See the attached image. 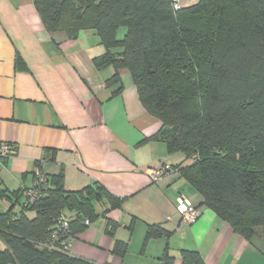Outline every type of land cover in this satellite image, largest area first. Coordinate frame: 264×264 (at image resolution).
Returning <instances> with one entry per match:
<instances>
[{
	"label": "trees",
	"instance_id": "1",
	"mask_svg": "<svg viewBox=\"0 0 264 264\" xmlns=\"http://www.w3.org/2000/svg\"><path fill=\"white\" fill-rule=\"evenodd\" d=\"M34 2L49 33L74 40L96 31L105 53L93 60L95 68L113 69L106 81L113 95L122 92L121 73H129L142 106L161 123L152 140L184 156L174 168L200 194V206L246 240L257 232L264 237V0L180 1V9L172 0ZM36 167L43 170L41 162ZM46 176L47 189L33 204L24 196L30 187L8 197L0 190V201L11 203L0 211V264H96L50 248L57 223L63 215L70 219L71 243L101 216L97 203L113 210L121 201L101 186L68 191L63 173ZM116 228L108 220L107 235L114 237ZM170 236L149 225L146 242ZM127 250L117 240L112 253L123 258ZM174 260L167 248L161 264ZM181 261L207 264L196 250H182Z\"/></svg>",
	"mask_w": 264,
	"mask_h": 264
},
{
	"label": "crops",
	"instance_id": "2",
	"mask_svg": "<svg viewBox=\"0 0 264 264\" xmlns=\"http://www.w3.org/2000/svg\"><path fill=\"white\" fill-rule=\"evenodd\" d=\"M34 1L0 0V142L17 147L0 163V190L8 197L31 187L41 162L45 174H64L68 191L101 186L119 199L113 210L97 203L99 220L71 241V255L96 264H161L167 248L174 264L182 263V250L198 251L207 264H264L259 232L246 240L205 207L195 224L180 222V194L203 201L174 168L184 156L152 140L161 123L142 106L128 72L121 73L120 94L106 86L113 69L93 64L105 53L96 31H81L74 40L49 33ZM164 167L173 171L153 181L152 172ZM108 220L117 225L114 237L106 233ZM149 225L171 236L146 242ZM117 240L128 244L123 258L112 253Z\"/></svg>",
	"mask_w": 264,
	"mask_h": 264
},
{
	"label": "built area",
	"instance_id": "3",
	"mask_svg": "<svg viewBox=\"0 0 264 264\" xmlns=\"http://www.w3.org/2000/svg\"><path fill=\"white\" fill-rule=\"evenodd\" d=\"M174 7L176 9L181 8V0H172ZM16 155V148L12 143H0V157H14ZM173 171L170 167H164L159 170L152 172V180L157 182L168 172ZM48 178L43 172L41 167H36L34 169V182L33 185L25 189L24 196L27 197L30 203H34L39 196L41 191L47 189ZM177 213L180 218V222L184 225L195 224L202 216V207L199 204L194 203L190 198L184 194H180L177 198ZM85 225H89V221L85 220ZM56 231L52 236L53 243L51 244V249L58 251H68L71 243L67 241L68 237L71 235L70 230V219L63 215L57 223ZM63 240L62 246L57 247L56 243Z\"/></svg>",
	"mask_w": 264,
	"mask_h": 264
},
{
	"label": "rangeland",
	"instance_id": "4",
	"mask_svg": "<svg viewBox=\"0 0 264 264\" xmlns=\"http://www.w3.org/2000/svg\"><path fill=\"white\" fill-rule=\"evenodd\" d=\"M196 2H198V0H181V4L184 5H192L195 4ZM125 28H121L118 34L119 38H123L124 34H125ZM176 155V154H174ZM181 155V154H178ZM97 207V206H96ZM8 208V203H6L5 201H3L0 204V210H6ZM99 219L95 220V222H97ZM94 223V222H93ZM155 240V239H154ZM4 244L0 241V247L3 248Z\"/></svg>",
	"mask_w": 264,
	"mask_h": 264
}]
</instances>
